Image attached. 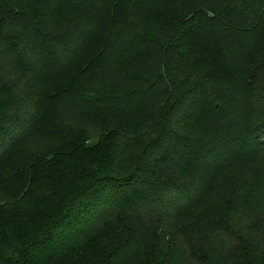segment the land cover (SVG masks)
<instances>
[{
	"label": "trees",
	"instance_id": "obj_1",
	"mask_svg": "<svg viewBox=\"0 0 264 264\" xmlns=\"http://www.w3.org/2000/svg\"><path fill=\"white\" fill-rule=\"evenodd\" d=\"M0 264H264V0H0Z\"/></svg>",
	"mask_w": 264,
	"mask_h": 264
},
{
	"label": "rangeland",
	"instance_id": "obj_2",
	"mask_svg": "<svg viewBox=\"0 0 264 264\" xmlns=\"http://www.w3.org/2000/svg\"><path fill=\"white\" fill-rule=\"evenodd\" d=\"M202 207H205V208H209L210 210H214V209H216L217 210V205H215V201H214V199L212 198V196H211V193L209 192V194L207 195V197H206V200H205V202L203 203V206ZM218 211V210H217ZM179 223H180V221H175V222H173V223H171V225H175V226H178L179 225ZM204 223V221H201V224H203ZM204 228V231L207 233V232H209V230L211 229V227H207V226H204L203 227ZM202 230H200L199 232H197L198 234H202ZM197 246H198V248L197 249H199V250H203L204 249V247H205V239H201V238H199V245L197 244Z\"/></svg>",
	"mask_w": 264,
	"mask_h": 264
}]
</instances>
